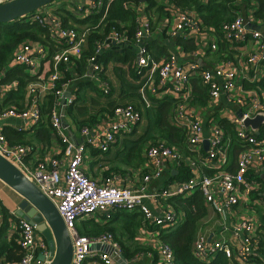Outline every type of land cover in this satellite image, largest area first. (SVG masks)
<instances>
[{
	"label": "built area",
	"instance_id": "1",
	"mask_svg": "<svg viewBox=\"0 0 264 264\" xmlns=\"http://www.w3.org/2000/svg\"><path fill=\"white\" fill-rule=\"evenodd\" d=\"M10 0H0V4ZM53 5V4H52ZM47 6L24 18L29 24H38L48 30L50 41L56 45L54 53H50L49 45L38 42H26L16 50L11 66H22L36 82L27 86V103L23 109L0 107V121L18 120L25 126H35L43 119V104L47 96L53 94L58 103L51 112V125L55 135L64 148V161L57 157L41 160L31 146L9 143L6 135L0 130V155L19 169L57 208L65 227L70 235L73 246L71 264H85L91 260L95 263L118 264L123 251L113 234L104 233L100 236H82L77 225L93 216H104L111 219L116 212L139 213L143 217L141 234L148 240L156 241L157 264H176L172 248L164 241L163 233L178 226L184 213L176 210L167 201L174 197L191 198L196 194L202 197L204 204L209 206L218 220L225 226L236 216L237 207L247 205V209L257 204L253 196L260 193L261 183L258 177L264 176V126L257 136L246 130L244 122L259 113H264V92L254 84L264 79V32L250 30L246 18L238 13L235 19L225 22L220 28L222 38L230 48L238 49L250 40L258 43V50L247 58L243 70L234 67L231 62L218 65L215 69L205 70L197 62L180 63L170 56L162 63H157L151 56L145 39L150 38L153 29L150 21L140 22L134 34L137 46L138 75L146 70L157 77V86L152 88L153 95L167 91L173 98L172 126L185 134L188 151L195 153L197 158L184 155L178 148L169 146L163 140L149 143L146 150L148 174L136 186H124L117 177L99 184L83 170L87 147L109 152L121 135L131 133L142 120V113L133 104L116 106L108 115L106 125L84 126L81 135L83 144H76L65 132L60 108L72 106L71 96L66 105L61 103L68 84L59 83L68 67L80 59L87 47L88 32L78 33L73 29L63 28L61 19L56 16L51 6ZM77 12L86 18L101 14L99 25L106 19L109 6L103 0H86L84 5L76 7ZM264 25V19L260 20ZM201 32V21L194 12L179 11L177 22L171 35L178 37L185 32ZM112 29L108 37L95 45L92 56L87 60L88 69L80 78H89L99 88L108 93L107 86L100 79L104 64L102 55L105 46L112 42L118 45L128 43L129 37ZM214 51L217 46L213 44ZM50 63L47 77H42V63ZM64 66V68H62ZM68 68V69H67ZM252 74V76H251ZM198 78L208 89L207 106L216 104L222 96L239 110L228 121L233 125L240 152L235 170L230 166L233 142L225 131L214 121L207 138L201 118L193 110L195 95L192 80ZM19 89V82L0 84V99ZM145 89V86L142 88ZM25 127L16 128L23 132ZM208 141L209 149L204 151V143ZM205 152L204 154L202 152ZM33 156L31 161L28 158ZM189 168L192 176L187 181L171 182L169 185L154 192L149 191L153 180H161L168 164ZM203 167L206 172H201ZM211 174H208V173ZM147 202L163 210L157 218ZM20 232L19 245L22 258L18 262L0 264H50L49 246L38 238L37 227L24 218L17 217ZM233 234L240 239L237 246L230 242L211 241L204 235H198L194 246V257L208 263L218 254L224 255L237 264H253L262 256L259 242V224L253 218L238 220L233 227ZM41 257L43 259H41ZM140 255L131 259L132 264ZM257 258V259H256ZM127 264L128 260H127Z\"/></svg>",
	"mask_w": 264,
	"mask_h": 264
},
{
	"label": "crops",
	"instance_id": "2",
	"mask_svg": "<svg viewBox=\"0 0 264 264\" xmlns=\"http://www.w3.org/2000/svg\"><path fill=\"white\" fill-rule=\"evenodd\" d=\"M73 1L75 0H64L62 6L60 2L56 1L52 5L54 8L50 9L55 12L59 8H63L72 15L71 18L76 20L85 19V16L77 12L76 7L84 5L86 0H80L75 7L72 5L74 3ZM142 1L143 0H141V5L135 8V22L137 27L140 26V22L147 20L151 22L153 33L150 38L145 39V43L151 56L157 63H162L170 56H174L180 63L188 64L190 62H197L201 68L205 70L215 69L218 65L225 62H231L234 67L243 70L247 67V58L255 54L258 50V43L253 40H250L238 49L230 48L227 43V48L225 49L226 55L222 57L223 53H221V55L218 54L220 50L219 44L222 42L220 40L221 36L213 31H204V29L197 33L192 30L191 32L187 31L185 32L186 35H179L175 38L171 33L176 25L180 10L176 9L170 2L154 0L157 5L164 7V12L163 14H158L153 11L150 14L147 10L148 3ZM239 4L242 5H238V13H241L248 23L249 19L252 22V24H249L248 28L250 30L264 32V25L260 26L259 24L262 19L256 16V11H258L257 5L253 3L252 5L254 6L247 8L244 6L242 0H239ZM74 19H70V23L71 20ZM128 25L129 23L122 24L123 27H129ZM129 40L130 41L124 45L110 42L104 48L102 55L104 68L100 74V79L104 82L105 86H107L108 93L106 94H108V97L94 89L92 83L94 84L95 82L93 80L89 78H80L79 74L72 69L73 65L69 66V69L67 68L68 71L63 74L61 82L59 83V86L68 84L65 94H70V97L72 96L75 100L72 106L60 108L59 112L62 115L65 132L76 144L84 143V138L81 135V129H79L78 123L82 121L88 122L93 118L96 121L93 127L96 125H106L108 123V115H103V112L111 103L117 106L133 104L142 113L141 122L137 124L131 133L119 136L117 138V143L111 147L109 152L102 153L98 149L87 147L83 170L90 178L94 179L99 184H104L106 181L117 177L124 186H136L137 183L141 182L143 177L148 174L146 168V150L149 143L158 139L160 140V136L162 132H164L158 127L159 109L163 110L165 108H170L171 111L167 116V123L172 126L171 119L174 109V104L172 102L173 98L167 94V91L159 92L161 94L159 97L152 94V88L157 86L156 75H152L148 70L141 76L136 73L137 46L134 42V35L132 39ZM178 40L188 42V47L190 49L194 48V50L189 49L187 51ZM213 44L217 46V49L214 51L211 49ZM12 67L13 66H11V68ZM50 68V63L47 61L42 63L40 69L41 73H43L42 77H47ZM62 68H64V66H62ZM66 73L69 74L71 79L64 83L63 80L66 78ZM1 78L4 79V73L1 75ZM194 80H192L193 87ZM32 82H36V78H33ZM27 86L23 92H20L18 89L0 99V107H16L23 109L28 99L26 91ZM144 86L145 89H142ZM193 110L202 120L205 138L209 136L211 125L214 121L218 119H231L234 113L240 115L239 110L232 108L224 96H222L216 104L211 106L203 107L196 102ZM20 127H25L23 132L16 131V128ZM42 129L40 125L25 126L22 121L18 120L0 121V130L5 135H19L23 137L24 142H30L32 144L33 156L37 154L41 160L57 157L64 161V148L61 145L60 139L52 130L49 142L44 141L42 136L44 132ZM141 145H143L142 150ZM137 149H140L141 152L139 153ZM186 149L188 150L187 146ZM123 152L126 153V157L129 158L128 162L130 164L123 165L122 168L119 163H122L121 159L124 154ZM33 156L29 157L28 161H31ZM176 167V165L168 164L163 178L161 180H153L149 184V191L154 192L169 185L167 184L169 180L168 177L170 173L177 174L178 171ZM200 168L202 170L201 172L207 173L203 167ZM262 177L264 179V176ZM259 195L258 197H256V194L253 196V200L256 199L257 204L253 203L248 209L245 204H241L237 207L236 216L225 224V226L221 224L213 210L204 204L207 209V214L204 215L198 223V233L196 237H198V235H204L211 241L217 240L221 242H230L234 246L239 245L240 239L234 236L233 227L238 220L250 217L256 221V225L260 223L257 210L259 209L261 211L264 209V189ZM23 202L24 199L19 194L0 181V263L14 262L20 258V232L17 226V217L20 216L17 214ZM147 205L157 218L162 217L164 213L162 209H159L150 202H147ZM170 205L175 208L173 204ZM119 213L121 212H118V214ZM116 214L117 213L111 214V219H106L104 216L100 215L93 216L84 221L90 224H88L89 227L93 224L105 225L111 222L117 230V237L127 246L133 258L140 255V258H137L132 264H157L158 258L157 251L155 250L157 248V242L146 239V237L141 234L140 229L136 231L135 236H130L125 230L130 221L124 217H117L118 215ZM80 223L77 225L78 230L80 229ZM184 224L185 219L183 217V222L180 221L178 226L180 227ZM176 228L165 230L166 232H164L163 235H173L177 232ZM37 235L39 239H42L48 245L47 240L40 232L37 231ZM260 260L264 262V257H261ZM129 261L131 260H128L130 264ZM85 264L102 263H95L89 260Z\"/></svg>",
	"mask_w": 264,
	"mask_h": 264
},
{
	"label": "trees",
	"instance_id": "3",
	"mask_svg": "<svg viewBox=\"0 0 264 264\" xmlns=\"http://www.w3.org/2000/svg\"><path fill=\"white\" fill-rule=\"evenodd\" d=\"M170 2L176 9L180 11H190L194 12L201 21V29L204 31H213L221 36L220 28L225 22H229L235 19V16L239 12L238 5L239 0H163ZM245 7H252L257 5L258 11H256V16L259 19L264 18V0H242ZM103 2L109 6L108 14L106 19L99 25L101 14H94L83 20H76L71 18L72 15L68 13L65 9L59 8L55 11V15L61 19L63 28L76 30L78 33L88 32V41L87 47L84 49L80 59H78L72 65V69L79 74L80 77L86 74L88 69L87 60L90 56L93 55L95 50V45L102 43L109 35L112 29L116 30L118 33H124L128 35L129 39H132V36L136 32L137 24L135 22L136 12L135 8L141 5V0H103ZM148 3V12L151 14L153 11L158 14H163L164 7L156 4L154 0H146ZM254 3V5H252ZM70 19L71 20L70 23ZM123 23H129V27H123ZM222 41L219 44V55L223 53L224 57L225 49L227 48V42L222 38ZM24 42H38L44 45H49L50 53H54L56 45L50 41V34L47 29L41 27L38 24H29L20 19L16 22L9 24H0V84L10 83L13 81L19 82V91L23 92L26 86L33 81V78L27 73L25 67L22 66H13L11 68L10 64L12 62L13 56L20 45ZM185 49L188 51V42L178 40ZM190 50H194L190 49ZM221 57V56H220ZM105 62V61H104ZM4 73V79L1 78V75ZM71 77L66 73V78L63 80L64 83L69 81ZM194 80V95L195 103L205 107L209 101L208 89L205 88L200 79L195 78ZM193 83V81H192ZM93 85V84H92ZM60 87V86H59ZM253 87H259L264 92V79L254 84ZM102 95L108 97L102 89L95 88ZM58 103L57 97L53 94L47 96L43 104V119L41 120L40 128L43 129V140L49 142L50 134L52 129L51 126V112L53 107ZM116 104L111 103L103 112V115H109L112 113L113 109L116 107ZM170 108L159 109L158 112V127L162 129V135L160 140L166 142L169 146L177 147L184 155L190 156L194 159L197 158L195 153H191L186 149L185 144V134L173 126L167 123V116L170 113ZM95 119L90 121L79 122V129H82L84 126L92 127L95 123ZM221 128L224 129L227 136L230 137L233 142V149L231 152V169L234 171L237 165L239 152L241 150L240 144L237 142L236 133L234 131L233 125L228 120H217ZM9 143L11 144H22L27 146H32L30 142H24L23 137L15 134L6 135ZM159 140V139H158ZM140 153L141 150L137 149ZM205 153L204 151L202 152ZM206 154V153H205ZM177 174L170 173L168 177V183L171 182H182L187 181L191 178L192 173L187 166L183 163L180 166L176 167ZM208 174H211L210 172ZM257 180L261 183V190L264 189V179L263 177H258ZM260 196L259 193L256 194V197ZM194 197V196H193ZM167 203L173 204L178 211L184 213L185 224L183 226H178L177 232L173 235H165L164 241L169 244L172 248L176 264H237L232 259L229 260L222 254H218L214 259L210 260L208 263H203L198 261L194 255V246L197 239L198 233V223L204 215L207 214V209L204 205L202 197L199 194H196L194 198H184V197H174L167 201ZM1 205V203H0ZM260 223H259V242L261 247V254L264 257V209L257 210ZM117 217H124L128 221L126 232L130 236H135L136 231L141 228L143 223V217L139 213H128L121 212ZM89 223L82 221L79 226V233L82 236L96 237L104 233H111L114 235L116 240L120 243L123 255L128 259H133V255L129 253L127 246L117 237V230L112 225L108 223L105 225L93 224L90 227ZM22 258V251L20 249V258L17 261H20ZM257 259V258H256ZM254 263L264 264L261 260H255Z\"/></svg>",
	"mask_w": 264,
	"mask_h": 264
},
{
	"label": "water",
	"instance_id": "4",
	"mask_svg": "<svg viewBox=\"0 0 264 264\" xmlns=\"http://www.w3.org/2000/svg\"><path fill=\"white\" fill-rule=\"evenodd\" d=\"M58 0H10L0 4V24H9L24 19ZM143 0L142 2H145ZM70 94H65L61 103L66 105ZM246 130H251L257 136L264 126V113H259L244 122ZM208 141L204 150L208 151ZM0 181L19 194L24 202L20 205L18 216L36 225L48 242L51 260L50 264H71L73 246L70 235L65 227L55 205L31 183L23 173L0 155ZM41 259H43L41 257ZM118 264H127V259L121 255Z\"/></svg>",
	"mask_w": 264,
	"mask_h": 264
},
{
	"label": "rangeland",
	"instance_id": "5",
	"mask_svg": "<svg viewBox=\"0 0 264 264\" xmlns=\"http://www.w3.org/2000/svg\"><path fill=\"white\" fill-rule=\"evenodd\" d=\"M57 2H60V4H61V6L64 4L63 2H64V0H58ZM74 3L72 4L74 7L80 2V0H75V1H73ZM51 8H54L53 6H51ZM24 43H26V42H24ZM23 43V44H24ZM93 84V83H92ZM93 87H95V88H97V87H99L98 86V84H96V83H94L93 85H92ZM156 120H157V118H156ZM155 128H156V126H155ZM158 129V128H157ZM164 134H165V132H164ZM154 135H155V131H154ZM161 137V136H160ZM142 148H143V145H141V150H142ZM124 153V152H123ZM121 157V156H120ZM128 157H126V153H124L123 154V156H122V159H121V161H122V163H119L121 166H122V168H123V165H129L130 163L128 162ZM135 164H136V162H135ZM121 168V167H120ZM88 221V220H87ZM181 221L183 222V217H182V219H181ZM90 225V224H89Z\"/></svg>",
	"mask_w": 264,
	"mask_h": 264
}]
</instances>
